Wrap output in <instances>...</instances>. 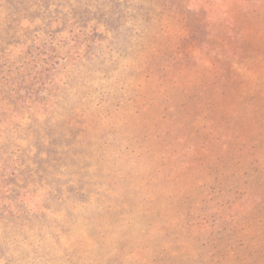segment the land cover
I'll list each match as a JSON object with an SVG mask.
<instances>
[{"label": "rangeland", "instance_id": "rangeland-1", "mask_svg": "<svg viewBox=\"0 0 264 264\" xmlns=\"http://www.w3.org/2000/svg\"><path fill=\"white\" fill-rule=\"evenodd\" d=\"M35 5L0 10V60L60 57L0 80V264H264V0Z\"/></svg>", "mask_w": 264, "mask_h": 264}, {"label": "trees", "instance_id": "trees-1", "mask_svg": "<svg viewBox=\"0 0 264 264\" xmlns=\"http://www.w3.org/2000/svg\"><path fill=\"white\" fill-rule=\"evenodd\" d=\"M30 1H32V5L36 4L35 6H37V3L40 2V0H27V2H29V3H30ZM25 2H26V0H0V10H2V9L11 10V20H17V24L20 25L18 23V21H19L18 18H19V15H21V12H20V10H16L15 8H14V10L17 11L18 13L14 12L13 8L10 5H12V6L15 5L17 9H19V8L21 9L23 6V3H25ZM0 16H1V14H0ZM35 29H38V31H41V30H44V29L47 30L50 28L46 27L43 29V28L38 27ZM32 30H33V28H32ZM36 36H38V33L35 34L34 36H32L33 39L31 40V42L26 40L25 44L20 47L23 49L22 54H20V55H13L12 54L13 56L18 58L17 62L10 60L12 55L7 57L8 60H6V58H2L3 60H0V80H2L4 82H8V83L10 81L14 80L11 77V75L13 74V71L16 70L15 74H14V78L18 79L21 82V84H19L18 86H14V88H13V89H16L17 94L19 93L18 90H22V91L24 90L25 91L26 88L22 87L21 85L24 84L23 83V77L27 76V74L33 75L34 79H32V80L34 81V83H33L34 85H36V84L45 85V84L40 83V80H38L36 77L37 75L40 74V66L37 63V61L39 60V57L41 58V60H46V61L51 63L50 66H52V67L46 68L45 72H50V70L54 69V66H56L60 63V57L56 58L53 55H49L50 52L45 51V49H49L51 51V48H49V47H52V45L47 46L48 48H46V47L44 48L43 46L39 45L40 42H39L38 38H35ZM52 51H53V49H52ZM24 54H25V58H23ZM45 56L47 58H45ZM48 56H50V57H48ZM8 61H11L10 64H8ZM61 61H62V59H61ZM29 69H31L30 70L31 72L28 71L29 73H25L26 70H29ZM5 87L6 86L3 85L2 89ZM40 92H42V90H40Z\"/></svg>", "mask_w": 264, "mask_h": 264}]
</instances>
